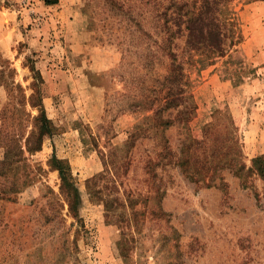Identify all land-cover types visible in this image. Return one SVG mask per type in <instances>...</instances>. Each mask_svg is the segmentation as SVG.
I'll use <instances>...</instances> for the list:
<instances>
[{
	"label": "rangeland",
	"instance_id": "obj_1",
	"mask_svg": "<svg viewBox=\"0 0 264 264\" xmlns=\"http://www.w3.org/2000/svg\"><path fill=\"white\" fill-rule=\"evenodd\" d=\"M169 2L0 0V28L36 44L29 85L0 48V264H264V176L253 170L264 157V0L232 1L239 57L186 66L185 124L174 106L146 112L171 92L159 24ZM82 39L115 48L117 64L88 71L94 54L68 45ZM39 59L84 70L72 129L49 113L42 137ZM219 159L232 169L209 171Z\"/></svg>",
	"mask_w": 264,
	"mask_h": 264
},
{
	"label": "trees",
	"instance_id": "obj_2",
	"mask_svg": "<svg viewBox=\"0 0 264 264\" xmlns=\"http://www.w3.org/2000/svg\"><path fill=\"white\" fill-rule=\"evenodd\" d=\"M232 1L193 0L188 3L171 0L165 12L161 14L159 24L164 31L161 47L169 60V74L164 78L162 88H167L171 92L165 94L163 104L158 108L153 109V105L150 104V108L146 110L152 113L151 116L154 119L171 106L176 107L178 120L183 124L187 122L188 115H193L195 106L193 96L188 91L190 82L185 72L186 66H207L214 64L217 59L239 57L237 47L241 43L242 35L237 12L231 6ZM175 40H182L183 45L173 44ZM39 106V114L43 123L42 134L40 133L42 137L50 135L48 125L52 122L46 117L42 104ZM164 124L168 125V122L163 121ZM232 144L234 145L233 138ZM41 145L42 140L40 139L33 146L26 142L25 147L29 152H36L40 150ZM262 162H264V157L253 159V170L261 177L264 176V167L258 164ZM211 165L213 167H210L209 171L215 172L223 168L232 169L233 162L219 159ZM242 169L241 166L237 167L238 172ZM59 176L64 181L65 177L61 172Z\"/></svg>",
	"mask_w": 264,
	"mask_h": 264
},
{
	"label": "crops",
	"instance_id": "obj_3",
	"mask_svg": "<svg viewBox=\"0 0 264 264\" xmlns=\"http://www.w3.org/2000/svg\"><path fill=\"white\" fill-rule=\"evenodd\" d=\"M12 32L10 31V27H4V24H1L0 28V48L3 51L11 52L12 51V61L14 64L12 65L15 69V74L19 75V80L21 79L22 83H26L29 85L30 79L24 78V75L28 76L31 73L30 68L28 65H25V55H31L33 57L35 53V42L28 38L27 45L23 47L20 45L17 46L19 43V39L22 38L18 37L17 34L14 32L15 28H12ZM12 33V34H11ZM10 35V37H9ZM69 48L71 53L76 56H81L80 54H86L93 56V60L87 61L89 67L85 66L88 71L93 73H99L105 71L109 68L114 67L118 60L119 56L117 50L113 47H102V48H95L91 45H88L84 39H82L81 43L76 42L72 44L69 42ZM22 52H25L24 55H20ZM37 51V50H36ZM97 54V59H95V55ZM34 58V57H33ZM36 59V58H35ZM60 63V61H59ZM30 64L34 65L35 70L38 71L41 79L44 81L43 84V92L41 95V104L45 115L48 119V114H51V119L57 120L60 124L63 125L65 129H72V123L77 119H67L66 116L78 114L77 110V102L76 100L79 99V93L84 92L83 80L81 76L84 75V70L81 67L75 66L74 64H70L65 61L61 65H56L52 63L48 65L47 62H43L42 59L38 61H33ZM81 68V69H80ZM79 69V70H78ZM17 75V76H18ZM83 86V90L80 86ZM28 97L33 92L31 89L28 88ZM6 98V85H0V110L1 105H3V100ZM127 116H121V119H126ZM120 118L117 119L115 124L120 125L121 121ZM129 118H127L128 120ZM1 125V124H0Z\"/></svg>",
	"mask_w": 264,
	"mask_h": 264
}]
</instances>
